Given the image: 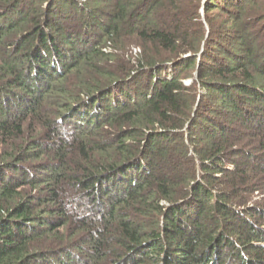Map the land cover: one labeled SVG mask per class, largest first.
Listing matches in <instances>:
<instances>
[{
    "label": "trees",
    "instance_id": "obj_1",
    "mask_svg": "<svg viewBox=\"0 0 264 264\" xmlns=\"http://www.w3.org/2000/svg\"><path fill=\"white\" fill-rule=\"evenodd\" d=\"M0 264H264V0H0Z\"/></svg>",
    "mask_w": 264,
    "mask_h": 264
},
{
    "label": "rangeland",
    "instance_id": "obj_2",
    "mask_svg": "<svg viewBox=\"0 0 264 264\" xmlns=\"http://www.w3.org/2000/svg\"><path fill=\"white\" fill-rule=\"evenodd\" d=\"M201 13H202V15H203V20H204V19H205L204 8L201 9ZM139 51H140L139 48H134V50H133V54L135 55V54L138 53ZM185 82H186L187 84H190V83H191V80L188 79V80H186ZM259 198H260V196L258 195L256 199H259Z\"/></svg>",
    "mask_w": 264,
    "mask_h": 264
}]
</instances>
